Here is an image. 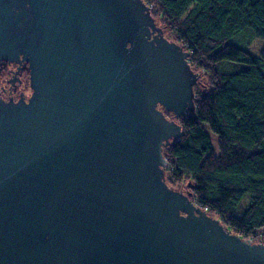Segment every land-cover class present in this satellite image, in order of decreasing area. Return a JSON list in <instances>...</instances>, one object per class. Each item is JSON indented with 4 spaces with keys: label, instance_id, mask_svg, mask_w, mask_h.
<instances>
[{
    "label": "water",
    "instance_id": "95a60500",
    "mask_svg": "<svg viewBox=\"0 0 264 264\" xmlns=\"http://www.w3.org/2000/svg\"><path fill=\"white\" fill-rule=\"evenodd\" d=\"M188 58L143 0H0V63L31 90L0 97V264H264L165 182Z\"/></svg>",
    "mask_w": 264,
    "mask_h": 264
},
{
    "label": "trees",
    "instance_id": "16d2710c",
    "mask_svg": "<svg viewBox=\"0 0 264 264\" xmlns=\"http://www.w3.org/2000/svg\"><path fill=\"white\" fill-rule=\"evenodd\" d=\"M143 2L205 78L194 87V112L178 121L182 136L163 149L165 182L173 190L191 184L197 206L242 240L261 243L264 0Z\"/></svg>",
    "mask_w": 264,
    "mask_h": 264
},
{
    "label": "flooded vegetation",
    "instance_id": "af4514ba",
    "mask_svg": "<svg viewBox=\"0 0 264 264\" xmlns=\"http://www.w3.org/2000/svg\"><path fill=\"white\" fill-rule=\"evenodd\" d=\"M29 72L26 63H0V97L17 101L22 96L26 101L24 89L28 86Z\"/></svg>",
    "mask_w": 264,
    "mask_h": 264
},
{
    "label": "rangeland",
    "instance_id": "374dc122",
    "mask_svg": "<svg viewBox=\"0 0 264 264\" xmlns=\"http://www.w3.org/2000/svg\"><path fill=\"white\" fill-rule=\"evenodd\" d=\"M157 25L159 26V27H162V25L160 24V22H157ZM255 44V47H256V49H258L259 47H260V45H258V44H256V43H254ZM197 74V76H198V80L199 81H204V76H203V73L202 72H197L196 73ZM24 95L26 96V97H30V95H31V90H30V88H29V82H28V86L24 89ZM213 139L215 140V137H213ZM176 190H180V191H183V192H185L186 190H187V188H186V185H182L180 188H175ZM186 189V190H185Z\"/></svg>",
    "mask_w": 264,
    "mask_h": 264
},
{
    "label": "built area",
    "instance_id": "2783aa9c",
    "mask_svg": "<svg viewBox=\"0 0 264 264\" xmlns=\"http://www.w3.org/2000/svg\"><path fill=\"white\" fill-rule=\"evenodd\" d=\"M261 243H264V240H263V242H261Z\"/></svg>",
    "mask_w": 264,
    "mask_h": 264
}]
</instances>
